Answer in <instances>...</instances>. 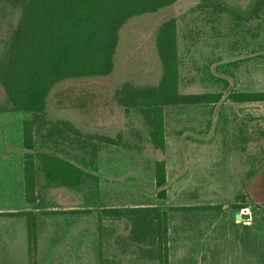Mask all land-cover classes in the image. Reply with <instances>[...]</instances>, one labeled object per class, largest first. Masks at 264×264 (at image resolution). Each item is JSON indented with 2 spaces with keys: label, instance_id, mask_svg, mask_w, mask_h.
Wrapping results in <instances>:
<instances>
[{
  "label": "rangeland",
  "instance_id": "rangeland-1",
  "mask_svg": "<svg viewBox=\"0 0 264 264\" xmlns=\"http://www.w3.org/2000/svg\"><path fill=\"white\" fill-rule=\"evenodd\" d=\"M200 1L178 0L157 12L131 18L121 31L115 72L96 80L112 88L128 80L157 81L160 66L154 48L156 30L165 20L177 17L183 92L223 89L222 83L213 82L211 73L229 78L230 88L264 90V13L260 18L238 23L228 12L200 7ZM229 1L246 5L249 0ZM17 18L0 13V49L7 28ZM220 64L226 65L221 68ZM227 93L214 108H168L164 151L155 148L149 139L141 114L134 111L129 120L123 108L111 99V123L116 132H123L129 145L101 144L98 170L94 171L99 172L100 180L91 178L83 186L79 205L96 209V214L105 207L123 205L159 204L169 209L170 264H264V102L233 103ZM3 96L0 86V100ZM66 112L85 124L87 130L107 127V121H101L98 113H92L99 119L93 124L82 121H88L89 116L81 114L80 119ZM52 113L56 118L69 117L57 110ZM25 114L29 113L0 112V210L30 205L24 196L19 154L13 149L22 137V119L29 118ZM158 159L167 162L165 199L157 196ZM255 167L262 169L248 179L249 170ZM51 194V206L74 205L72 200L60 198L63 192L51 190ZM246 213L249 217H242ZM99 219L93 222L89 218L85 224V246L80 248L85 255L83 264H158L144 255L142 249L148 245L130 240V221ZM23 220L0 216V264H31ZM66 232L56 230L59 241L71 237L65 236ZM66 242L55 249L61 253L66 250L73 259L79 248L75 245L71 252ZM48 255L53 254L49 251Z\"/></svg>",
  "mask_w": 264,
  "mask_h": 264
},
{
  "label": "trees",
  "instance_id": "trees-1",
  "mask_svg": "<svg viewBox=\"0 0 264 264\" xmlns=\"http://www.w3.org/2000/svg\"><path fill=\"white\" fill-rule=\"evenodd\" d=\"M177 1L0 0L1 14L18 15V21L11 22L1 39L0 86L4 96L0 112L30 114L23 122L27 201L37 202L40 196L37 188L45 181L47 186L82 188L91 178L100 180L99 172L94 171L98 170L101 144L129 145L123 132H116L111 123L110 115L114 113V108L109 107L111 99L123 108L129 120L134 111L142 115L149 139L162 151L167 147L168 108L185 105L214 108L225 98L226 91L227 99L233 103L264 102V90L230 88V79L215 73H211L213 82L222 83L223 89L183 92L177 17L165 20L156 30L154 48L160 66L157 81L128 80L112 88L96 80L115 72L121 31L131 18L157 12ZM198 5L213 12H228L238 23L260 18L264 13V0H249L246 5L229 0H201ZM225 65L220 64L221 68ZM54 110L69 117L56 118ZM67 110L80 119L81 114L89 116L88 121L84 118L82 121L93 124L99 119L92 113H98L101 121H107V127L87 130ZM261 169L249 170L248 179L257 176ZM155 178L157 196L165 199V159L156 160ZM0 215L27 218L29 258L31 264H40L37 215L32 210ZM99 216L130 221V240L148 245L142 249L146 257L158 264H170L169 209L159 204L112 206L103 208Z\"/></svg>",
  "mask_w": 264,
  "mask_h": 264
},
{
  "label": "crops",
  "instance_id": "crops-1",
  "mask_svg": "<svg viewBox=\"0 0 264 264\" xmlns=\"http://www.w3.org/2000/svg\"><path fill=\"white\" fill-rule=\"evenodd\" d=\"M25 117H30V114H25ZM25 119L23 118L22 122H24ZM13 145V144H9ZM45 151H48V147H43ZM14 151H17L19 154V165H21V168H23L24 171V196L25 195V147L23 145V129H22V137L19 139L18 143H15L13 145ZM45 175V174H44ZM46 180V178H45ZM46 182V181H45ZM44 182V186L37 188L38 192L40 193L39 199L37 202L31 203L29 201H26L30 203L29 207H25L24 209H3L0 210V212H8V211H17V210H32L37 215L38 220V234H39V241H38V248H39V261L40 264H71V263H77V264H83L85 263V255L83 252H80V248H83L85 246L84 244V231H85V224L87 219L92 218L93 222H99V212L96 214V209L94 208H88L86 209L84 206H80L79 203L81 201L80 198V192L82 191V188H70L67 186H47ZM51 190H55L58 193L63 192V194L66 195V197H63L61 194L60 198H66L65 200L69 202L72 200V204L70 205V202L68 205H55L51 206V200L52 194ZM72 190V191H71ZM72 197H70V196ZM88 210V211H85ZM95 213V214H94ZM91 215V216H90ZM93 215V216H92ZM0 216H7V215H0ZM12 217H24L25 220L24 224L26 225V234H27V218L25 216H12ZM102 221H106V218H102ZM108 221V219H107ZM61 223V224H60ZM61 225V226H60ZM61 229H60V227ZM63 227V228H62ZM56 230H61L64 232L67 230L66 235H71L70 238H60L59 241L58 234L56 233ZM44 231V234L43 232ZM75 232V233H73ZM72 233V234H71ZM28 239V236H27ZM77 239V243H75V240ZM64 240H67L66 245L69 247L70 251L73 252L75 249L72 247L77 246L79 248V251H76V253H73V259H70L69 254L65 253L66 250L62 249V253L58 250H56V247L60 246V243L62 246H64ZM61 246V247H62ZM26 248L28 250V241L26 242ZM23 250H25V247H23ZM53 255H48V253ZM28 258H29V252H27ZM24 254V251H23ZM46 256V258H44ZM242 258V257H241ZM56 259V260H54ZM245 261V260H244Z\"/></svg>",
  "mask_w": 264,
  "mask_h": 264
},
{
  "label": "water",
  "instance_id": "water-1",
  "mask_svg": "<svg viewBox=\"0 0 264 264\" xmlns=\"http://www.w3.org/2000/svg\"><path fill=\"white\" fill-rule=\"evenodd\" d=\"M238 217H241V214H238ZM242 217H249V214L246 213V214L242 215Z\"/></svg>",
  "mask_w": 264,
  "mask_h": 264
}]
</instances>
